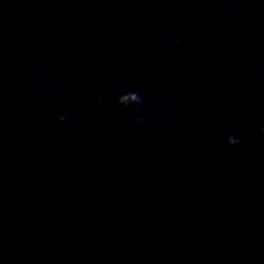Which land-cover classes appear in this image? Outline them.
<instances>
[{
	"label": "water",
	"instance_id": "1",
	"mask_svg": "<svg viewBox=\"0 0 264 264\" xmlns=\"http://www.w3.org/2000/svg\"><path fill=\"white\" fill-rule=\"evenodd\" d=\"M0 264H264V0H0Z\"/></svg>",
	"mask_w": 264,
	"mask_h": 264
}]
</instances>
